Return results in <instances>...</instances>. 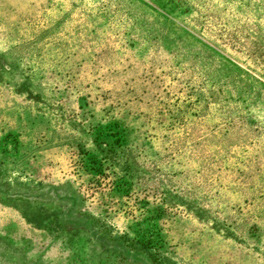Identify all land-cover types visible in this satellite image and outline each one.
Segmentation results:
<instances>
[{
	"label": "rangeland",
	"instance_id": "rangeland-1",
	"mask_svg": "<svg viewBox=\"0 0 264 264\" xmlns=\"http://www.w3.org/2000/svg\"><path fill=\"white\" fill-rule=\"evenodd\" d=\"M0 264H264V0H0Z\"/></svg>",
	"mask_w": 264,
	"mask_h": 264
}]
</instances>
